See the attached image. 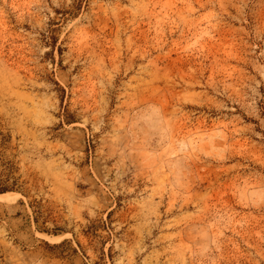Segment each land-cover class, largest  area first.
Returning a JSON list of instances; mask_svg holds the SVG:
<instances>
[{"label":"rangeland","instance_id":"obj_1","mask_svg":"<svg viewBox=\"0 0 264 264\" xmlns=\"http://www.w3.org/2000/svg\"><path fill=\"white\" fill-rule=\"evenodd\" d=\"M1 187L0 264H264V0H0Z\"/></svg>","mask_w":264,"mask_h":264},{"label":"trees","instance_id":"obj_2","mask_svg":"<svg viewBox=\"0 0 264 264\" xmlns=\"http://www.w3.org/2000/svg\"><path fill=\"white\" fill-rule=\"evenodd\" d=\"M7 192H14L13 189H8L6 187H1L0 188V194H4V193H7ZM47 234H51V235H58L59 233H50V232H46Z\"/></svg>","mask_w":264,"mask_h":264},{"label":"bare ground","instance_id":"obj_3","mask_svg":"<svg viewBox=\"0 0 264 264\" xmlns=\"http://www.w3.org/2000/svg\"><path fill=\"white\" fill-rule=\"evenodd\" d=\"M8 196L7 195H0V200H7Z\"/></svg>","mask_w":264,"mask_h":264}]
</instances>
